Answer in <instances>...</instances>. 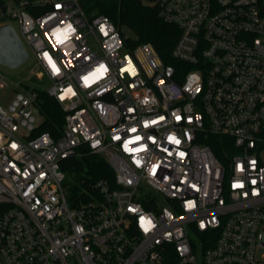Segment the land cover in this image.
<instances>
[{
    "label": "built area",
    "instance_id": "obj_1",
    "mask_svg": "<svg viewBox=\"0 0 264 264\" xmlns=\"http://www.w3.org/2000/svg\"><path fill=\"white\" fill-rule=\"evenodd\" d=\"M143 1L178 64L83 0H0L65 112L34 135L35 91L0 72V264H264V0ZM83 152L114 185L70 204L61 162Z\"/></svg>",
    "mask_w": 264,
    "mask_h": 264
},
{
    "label": "trees",
    "instance_id": "obj_2",
    "mask_svg": "<svg viewBox=\"0 0 264 264\" xmlns=\"http://www.w3.org/2000/svg\"><path fill=\"white\" fill-rule=\"evenodd\" d=\"M82 4L87 14L107 15L121 34L126 35L130 45L149 42L165 63L178 64L171 51L180 29L162 18L156 5L143 0H83ZM33 90L36 94L33 101L35 112L41 119L33 134L48 132L54 138L58 137L64 125L65 112L44 88ZM61 168L66 174L64 186L70 204L86 201L87 192L92 191L93 184L99 179L114 185V170L105 157L97 153L83 152L80 156L66 158L61 162Z\"/></svg>",
    "mask_w": 264,
    "mask_h": 264
},
{
    "label": "rangeland",
    "instance_id": "obj_3",
    "mask_svg": "<svg viewBox=\"0 0 264 264\" xmlns=\"http://www.w3.org/2000/svg\"><path fill=\"white\" fill-rule=\"evenodd\" d=\"M146 3V1H144ZM17 27V24L14 22ZM17 29V28H16ZM127 34L130 32L126 31ZM35 60L31 53L28 59L17 67H8L0 64V72L9 80L13 82L23 83L31 88H45L49 81L46 78L39 79L36 76V69L34 67ZM13 97V90L11 87H3L0 89V101L5 106Z\"/></svg>",
    "mask_w": 264,
    "mask_h": 264
},
{
    "label": "water",
    "instance_id": "obj_4",
    "mask_svg": "<svg viewBox=\"0 0 264 264\" xmlns=\"http://www.w3.org/2000/svg\"><path fill=\"white\" fill-rule=\"evenodd\" d=\"M28 59V52L11 24L0 25V64L17 67Z\"/></svg>",
    "mask_w": 264,
    "mask_h": 264
}]
</instances>
